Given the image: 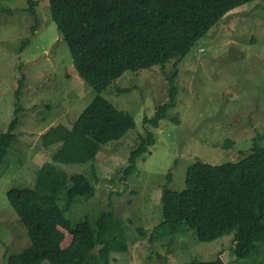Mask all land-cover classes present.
<instances>
[{
  "label": "rangeland",
  "instance_id": "1",
  "mask_svg": "<svg viewBox=\"0 0 264 264\" xmlns=\"http://www.w3.org/2000/svg\"><path fill=\"white\" fill-rule=\"evenodd\" d=\"M173 74L175 105L153 128L145 120L169 103ZM96 96L73 64L51 18L49 0H0L1 132L8 131L21 107L16 140L0 163V264L31 246L7 197L11 189H34L42 196L38 206L66 210V192L56 195L37 183L40 167L60 147L45 148L41 139L51 127L71 128ZM101 96L131 115L136 125L122 139L104 145L96 161L56 164L68 175L86 174L95 166V196L79 200L68 217L79 221L111 211L124 223L128 251L113 253L110 264H188L218 257L226 264H245L231 253L232 235L200 242L194 232H186L154 243L150 236L156 238L154 230L162 223V190L183 191L189 166L236 163L252 153L254 139L264 148V1L226 14L185 58L127 71ZM147 131L154 134L155 145L125 173ZM228 139L235 140L231 149L223 146ZM57 231L67 248L72 235ZM258 264H264V246Z\"/></svg>",
  "mask_w": 264,
  "mask_h": 264
},
{
  "label": "trees",
  "instance_id": "2",
  "mask_svg": "<svg viewBox=\"0 0 264 264\" xmlns=\"http://www.w3.org/2000/svg\"><path fill=\"white\" fill-rule=\"evenodd\" d=\"M254 1L257 0H49L51 18L69 48L73 64L97 96L71 128L51 127L41 139L45 148L54 144L60 147L52 160L40 167L37 183L56 195L66 192V210L38 206L36 202L42 196L31 188L7 193L31 240L29 248L8 257V264H110L113 253L128 251L125 225L113 212L85 216L79 221L67 215L79 200L95 196V166L86 174L68 175L56 164L96 161L104 145L122 139L135 128L131 115L101 96L114 81L127 71L165 66L171 60L185 58L226 14ZM176 76L169 78V103L158 107L154 118L145 120L153 128L160 126L167 110L175 105ZM20 108L8 131H0V163L16 140ZM233 141L228 139L223 146L231 149ZM257 141L254 139L252 153L236 163L196 162L189 166L183 191L164 188L162 223L154 230L156 238L150 236V242L174 239L186 232H194L200 242L232 235L231 253L236 260L258 264L264 246V148ZM155 142L154 134L147 131L131 152L125 173L136 168L138 159ZM59 228L73 237L67 248L61 246ZM188 264L226 263L218 257Z\"/></svg>",
  "mask_w": 264,
  "mask_h": 264
}]
</instances>
